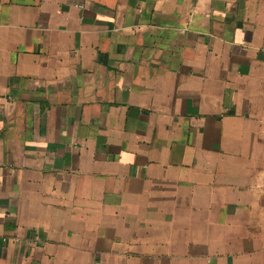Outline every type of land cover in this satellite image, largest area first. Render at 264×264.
I'll return each mask as SVG.
<instances>
[{"label": "crops", "instance_id": "obj_1", "mask_svg": "<svg viewBox=\"0 0 264 264\" xmlns=\"http://www.w3.org/2000/svg\"><path fill=\"white\" fill-rule=\"evenodd\" d=\"M0 264H264V0H0Z\"/></svg>", "mask_w": 264, "mask_h": 264}]
</instances>
